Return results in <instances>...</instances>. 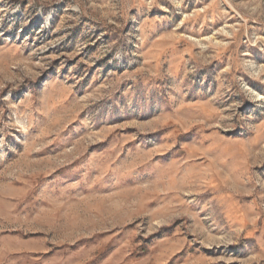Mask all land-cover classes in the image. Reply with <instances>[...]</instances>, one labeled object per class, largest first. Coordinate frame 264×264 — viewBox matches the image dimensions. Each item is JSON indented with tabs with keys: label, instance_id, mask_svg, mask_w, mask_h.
<instances>
[{
	"label": "rangeland",
	"instance_id": "1",
	"mask_svg": "<svg viewBox=\"0 0 264 264\" xmlns=\"http://www.w3.org/2000/svg\"><path fill=\"white\" fill-rule=\"evenodd\" d=\"M0 264H264V0H0Z\"/></svg>",
	"mask_w": 264,
	"mask_h": 264
}]
</instances>
